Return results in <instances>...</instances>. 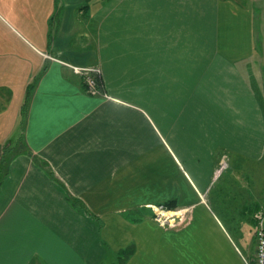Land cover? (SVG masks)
I'll list each match as a JSON object with an SVG mask.
<instances>
[{"label":"crops","instance_id":"1","mask_svg":"<svg viewBox=\"0 0 264 264\" xmlns=\"http://www.w3.org/2000/svg\"><path fill=\"white\" fill-rule=\"evenodd\" d=\"M0 5V148L12 153L0 264H102L127 247L123 264H245L221 216L231 191H212L230 163L263 152L264 112L243 67L255 52L250 6ZM66 64L98 66L101 92ZM167 202L187 209L172 227L153 218Z\"/></svg>","mask_w":264,"mask_h":264},{"label":"rangeland","instance_id":"2","mask_svg":"<svg viewBox=\"0 0 264 264\" xmlns=\"http://www.w3.org/2000/svg\"><path fill=\"white\" fill-rule=\"evenodd\" d=\"M236 1L247 4L253 12L255 52L251 59L243 62V67L244 70H246L247 65L250 67L251 72L248 77L254 86L264 112V0ZM6 19L9 18L0 5V31L5 30L3 24L8 25ZM10 154L12 153H7L5 156L3 165L6 163V157ZM230 164L224 170L222 179L216 182L212 196L224 186L226 187L225 193L231 191V196L225 198V203H223L226 213H221V216L226 221L242 254L246 256L245 258L250 259L253 256L255 246L252 237L253 214L264 207V147L259 158L236 159V164ZM121 262L122 259L118 255L108 254L102 264H122Z\"/></svg>","mask_w":264,"mask_h":264},{"label":"built area","instance_id":"3","mask_svg":"<svg viewBox=\"0 0 264 264\" xmlns=\"http://www.w3.org/2000/svg\"><path fill=\"white\" fill-rule=\"evenodd\" d=\"M74 74L81 75L86 85V91L92 95L101 92V71L98 66H75L66 64ZM226 167L223 158L220 166L216 169L215 177H217ZM154 220L162 227H172L180 223L186 215V208L171 209L164 204L153 206ZM170 213V214H168ZM254 218V253L250 259H244L245 264H264V208L253 214Z\"/></svg>","mask_w":264,"mask_h":264},{"label":"trees","instance_id":"4","mask_svg":"<svg viewBox=\"0 0 264 264\" xmlns=\"http://www.w3.org/2000/svg\"><path fill=\"white\" fill-rule=\"evenodd\" d=\"M28 101H29V92L26 94V99H25V103H24V111H25V108L28 104ZM7 153L9 154L10 153V150L9 149H1L0 148V167L3 166V168H0L1 170L3 169V171L0 170V182L2 180V178L5 176L6 174V163L3 165V162H4V158L5 156H7ZM7 158V157H6ZM166 205L171 208L173 207L174 205H172L171 202H167ZM133 252V249L131 247H127L125 249H122L119 251L118 253V257L122 259V264L125 262V260L132 254Z\"/></svg>","mask_w":264,"mask_h":264},{"label":"bare ground","instance_id":"5","mask_svg":"<svg viewBox=\"0 0 264 264\" xmlns=\"http://www.w3.org/2000/svg\"><path fill=\"white\" fill-rule=\"evenodd\" d=\"M168 214H170V213H168Z\"/></svg>","mask_w":264,"mask_h":264}]
</instances>
